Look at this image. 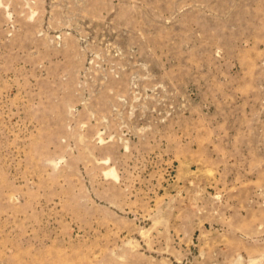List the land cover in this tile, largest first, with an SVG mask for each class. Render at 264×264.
I'll return each instance as SVG.
<instances>
[{
    "label": "rangeland",
    "instance_id": "1",
    "mask_svg": "<svg viewBox=\"0 0 264 264\" xmlns=\"http://www.w3.org/2000/svg\"><path fill=\"white\" fill-rule=\"evenodd\" d=\"M0 264H264V0H0Z\"/></svg>",
    "mask_w": 264,
    "mask_h": 264
}]
</instances>
